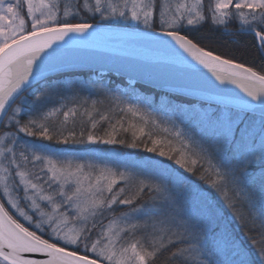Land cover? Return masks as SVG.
I'll return each instance as SVG.
<instances>
[{"label":"snow or ice","instance_id":"snow-or-ice-1","mask_svg":"<svg viewBox=\"0 0 264 264\" xmlns=\"http://www.w3.org/2000/svg\"><path fill=\"white\" fill-rule=\"evenodd\" d=\"M208 23L264 57V0H0V264H264V60Z\"/></svg>","mask_w":264,"mask_h":264},{"label":"trees","instance_id":"trees-1","mask_svg":"<svg viewBox=\"0 0 264 264\" xmlns=\"http://www.w3.org/2000/svg\"><path fill=\"white\" fill-rule=\"evenodd\" d=\"M230 27H232L230 25ZM189 34V33H183ZM190 38H193L196 43L201 47H204L208 51H214L215 54L223 55L225 52L230 50L238 49L245 53L244 59L238 60L237 62L245 63L246 66L253 67L257 71H261L260 63L264 60V57H261L259 51L254 46V40L250 36H239L234 37L230 35H225L222 31L213 30L210 26H205L204 28H199L198 31H192L190 33ZM234 41H238L235 43ZM225 58H232L231 56H225ZM112 79L119 83V80L116 76H113ZM140 90L142 93L147 94L150 92L149 89L145 88L143 85H140ZM159 94H157V100ZM100 148L104 147H113V146H98Z\"/></svg>","mask_w":264,"mask_h":264},{"label":"water","instance_id":"water-1","mask_svg":"<svg viewBox=\"0 0 264 264\" xmlns=\"http://www.w3.org/2000/svg\"><path fill=\"white\" fill-rule=\"evenodd\" d=\"M114 32H125L127 29L120 25H114L113 26ZM183 34V33H182ZM195 42V41H194ZM118 42L116 40H102L98 42L97 44L93 45V47L98 48L99 50L112 55H128L129 53L126 52L122 48L114 47ZM196 43V42H195ZM135 55H144V56H151V57H163V58H170V54H167L162 51H157L154 49H144L143 51H137L136 53H133ZM177 65H180V61H176ZM207 72V70H203ZM51 75V74H49ZM210 75V74H209ZM231 88L235 89L236 92H239L242 96L246 95L242 92L241 89H239L236 85H230Z\"/></svg>","mask_w":264,"mask_h":264},{"label":"rangeland","instance_id":"rangeland-1","mask_svg":"<svg viewBox=\"0 0 264 264\" xmlns=\"http://www.w3.org/2000/svg\"><path fill=\"white\" fill-rule=\"evenodd\" d=\"M205 2L207 3L208 0H205ZM205 26H210L213 30H215V28H213V26L211 25V23L205 24L204 26H202V27H200V28H204ZM10 211H11V210H10ZM14 215H15V213H14ZM17 218H18V217H17ZM21 222H23V221L21 220Z\"/></svg>","mask_w":264,"mask_h":264}]
</instances>
